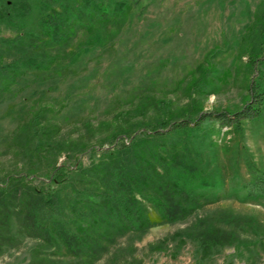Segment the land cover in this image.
I'll use <instances>...</instances> for the list:
<instances>
[{"label": "rangeland", "instance_id": "374dc122", "mask_svg": "<svg viewBox=\"0 0 264 264\" xmlns=\"http://www.w3.org/2000/svg\"><path fill=\"white\" fill-rule=\"evenodd\" d=\"M39 1L44 0H29ZM36 23L34 12L20 21L0 20V40L22 45L16 49L0 41V69L22 51L41 45L33 37L42 36ZM110 29L101 45L86 46L77 33L46 68L24 71L6 87L7 78L0 75V183L8 175L25 173L35 176L33 185L54 188L55 182L46 178L53 166H88L97 149L112 143L109 135L116 128L135 127L134 137L155 127L160 108L152 100H166L177 120L186 113L193 118L200 110H236L247 96L248 83L255 80L264 87V0H137L122 27ZM250 59L255 60L252 66ZM39 127L53 128L52 136ZM211 139L219 147L226 193L172 223L142 200L151 226L133 240L139 264H199L189 240L178 249L172 241L164 250L146 249L196 216L227 209L264 224V122L244 124L238 132L222 128ZM249 240L253 243L247 247L221 248L209 264H264V236ZM39 245L23 237L16 247L1 249L0 264H27ZM42 251L47 264H65L61 256ZM105 259L98 264H108Z\"/></svg>", "mask_w": 264, "mask_h": 264}, {"label": "trees", "instance_id": "16d2710c", "mask_svg": "<svg viewBox=\"0 0 264 264\" xmlns=\"http://www.w3.org/2000/svg\"><path fill=\"white\" fill-rule=\"evenodd\" d=\"M136 3L44 0L32 4L29 0H0L1 21H20L34 12L43 36L24 32L30 37L33 34L41 45L1 65L0 75L7 78L3 87L24 71L46 68L77 33L86 46L101 45L104 31L109 27L117 32ZM31 40L27 39L26 46ZM0 41L16 49L22 47L15 40ZM2 54L0 48V59ZM249 62L252 66L255 60ZM246 91L243 104L236 110H200L193 118L192 113H186L177 120L171 118L173 111H169L166 100H152V105L160 108L155 127L134 137L131 133L135 127L116 128L109 135L110 145L93 149L96 159L88 166H53L46 178L55 182L54 188L33 185L35 176L25 173L8 175L0 183V251L16 247L21 238L27 237L40 242L27 264H47L49 258L42 250L61 256L65 264H98L104 256L108 264H139L133 240L151 226L142 200L161 220L172 223L186 220L209 199L217 201L226 193L218 169L219 147L211 134L222 128L238 132L244 124L264 122V87L253 80ZM39 129L43 135L52 136L53 128ZM126 135L128 139L123 140ZM205 147H210L207 153H203ZM251 235L264 236V224L251 215L220 209L194 217L169 236L148 243L146 249L164 250L169 241L178 249L189 240L195 245L197 262L209 264L221 248L252 244Z\"/></svg>", "mask_w": 264, "mask_h": 264}]
</instances>
